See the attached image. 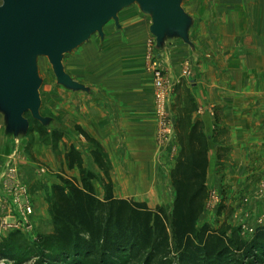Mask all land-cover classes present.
I'll use <instances>...</instances> for the list:
<instances>
[{"label":"rangeland","instance_id":"obj_1","mask_svg":"<svg viewBox=\"0 0 264 264\" xmlns=\"http://www.w3.org/2000/svg\"><path fill=\"white\" fill-rule=\"evenodd\" d=\"M181 5L190 21L187 37L168 31L159 39L151 31L152 13L136 2L122 9L117 21L114 18L107 21L103 34L94 32L89 40L74 50L65 52L64 69L74 80L85 85L88 91L74 90L59 84L49 57H38L42 102L40 112L47 122L44 123L27 112L25 117L29 120V127L20 135L19 141H16L12 134L6 133L3 124L6 118L0 112V159L7 156V165H16L13 161L16 152L17 155L19 153L25 156L38 171L32 192L31 189L27 192L25 183L17 179V183L25 186V192L15 193L7 186L6 197L0 205L14 204L15 212L8 220L19 221L18 204L22 203L23 208L24 204H29L33 210L29 217L32 228L12 230L4 234L0 243L8 237L23 243L28 249H34L35 254L41 251V239L53 231L49 209L53 198L52 187L61 183L65 177L80 179L79 169H69L65 160V153L71 145L81 151L85 167L97 173L98 179L94 181V185L98 196L103 198L101 180L105 178L104 173L92 159L93 147L78 130V126L85 128L98 123L96 113L89 115L90 104H93L96 94L99 98L112 102L120 97L118 95H129V98L133 95L134 99L139 96L153 97L154 121H157L152 153L155 165L150 164V169L142 166L130 171L127 166L141 165L142 162L133 156L127 158L126 163L123 156L122 160H117L114 170L112 165L111 177L113 191L118 196H131L146 201L153 208L158 204L163 205L169 214L175 197L170 171L179 150L177 144H172L171 152L161 144L154 66L164 70L176 83L167 101L170 116L176 113L175 102L179 100L178 95L182 100L181 108L187 105V95L194 102L198 100L201 110L197 117L206 114L209 109L215 110L217 116L218 111L230 102L226 99L227 96L232 98L234 93V98H241L238 94L239 90L243 91L244 85L246 89L247 86L251 87L243 95L242 100L246 101V106L251 102L245 109L258 110L261 115L258 99L253 91H248L255 86L261 89L263 82L240 80L242 82L239 83L234 80L239 72L252 73L251 67L245 66V61L254 60L257 45L264 50V0H182ZM261 57L264 58V54ZM88 92L93 94L88 95ZM253 120L257 121L258 117ZM53 129L63 134L61 140H53ZM173 136L172 140L176 142L177 132ZM5 138L10 140L4 145ZM126 138L127 135L121 136V141ZM112 139L109 141L112 142ZM172 140L168 142L171 143ZM244 142L247 145L231 147L228 159L216 165L220 176L214 185L211 184L212 190L199 224L209 222L215 228L225 229L230 236L239 235L248 241L255 229L264 225V146H258L250 139ZM129 150L135 149L129 147ZM236 150L238 152L235 153ZM41 171H45L44 175ZM120 176H123L121 181ZM33 193L40 195L43 205V211L38 215L31 201ZM7 242L0 245V250ZM39 260L40 257L36 256L23 264H38ZM0 264L14 262L0 257Z\"/></svg>","mask_w":264,"mask_h":264},{"label":"trees","instance_id":"obj_2","mask_svg":"<svg viewBox=\"0 0 264 264\" xmlns=\"http://www.w3.org/2000/svg\"><path fill=\"white\" fill-rule=\"evenodd\" d=\"M186 98L185 108H181V98L175 104L181 148L170 171L175 190L170 214L163 205L153 208L143 200L116 196L105 147L78 126L93 147V161L104 173L103 198L94 185L97 173L85 167L80 150L69 146L65 160L69 169H79L80 179L65 177L52 187L53 231L41 239V251L35 254L34 249L7 237L1 259L14 264L36 256L40 257L38 264H264V225L245 241L209 222L199 224L210 195L209 143L203 121H192L194 99ZM52 137L57 142L63 134L53 129Z\"/></svg>","mask_w":264,"mask_h":264},{"label":"water","instance_id":"obj_3","mask_svg":"<svg viewBox=\"0 0 264 264\" xmlns=\"http://www.w3.org/2000/svg\"><path fill=\"white\" fill-rule=\"evenodd\" d=\"M182 0H2L0 4V112L5 130L17 141L29 127L25 117L46 123L41 115V77L37 60L48 56L59 84L87 90L64 69V53L103 34L106 22L138 2L152 13L151 31L159 39L168 32L187 37L189 17ZM88 91V90H87ZM90 91V90H89Z\"/></svg>","mask_w":264,"mask_h":264},{"label":"crops","instance_id":"obj_4","mask_svg":"<svg viewBox=\"0 0 264 264\" xmlns=\"http://www.w3.org/2000/svg\"><path fill=\"white\" fill-rule=\"evenodd\" d=\"M258 46L259 45H257L256 48L258 49L256 55H253L254 60L245 61V66L247 65L251 67L252 73L242 74L239 72L237 75H235L234 81H238L239 83L242 81L263 82L261 89H257L259 86H255L254 89L248 91V93H252L251 91H253V95L258 99V105L262 109L261 115H259L258 110L255 111L251 109H245L251 104L250 102L249 105L246 106V101L242 100L244 99V92L248 90V88H251L247 86L246 89L245 85L243 86V91L239 90L238 95L241 97L240 99L238 97L234 98V93L232 94V98L227 96L226 99L228 101L230 100V102L225 105L226 107L218 111L219 115L216 116L215 110L213 111L212 109H209V111H206V114L201 115V117H197L198 112H200L201 110L198 100L195 101L196 109L191 112L192 121H203L204 132L208 137V159L210 163L207 174L208 189H210V191L212 190L211 186L218 181V177L220 176L217 174L216 165L218 164V162H224L228 159L227 157L232 151L231 147H240L243 145L245 146L247 144L244 141L248 139L255 142V144L258 146H264V58L261 57L264 54V50H262V48ZM87 94L92 95L93 93L90 94L88 92ZM95 96L96 97L94 98L93 104H90L91 107L89 108V115L96 113L95 116L97 117L98 123L91 124L90 126L88 125L85 128H82L87 131L93 138L95 137L96 139H98L105 147L109 156V161H111L113 165V170L114 166L116 167V165L118 164L117 160L121 159V157L123 156L125 162L127 158L129 159L133 156L135 157L134 159L138 158L139 162H142L141 165L127 166L128 169H131L130 171L136 168H141L142 166L148 167L150 169L151 167L149 165H153L155 163L154 157L152 158V153L154 152L153 144L155 138V127L157 123V121H154L155 108L153 97L150 96L149 98H144L143 96H139L138 99H134L133 95H131L130 98L129 95H118L120 97H118L116 101L112 102V100H104L103 97L99 98L98 94H96ZM177 98L180 99V95L179 97L177 96ZM245 99H247V97H245ZM180 101L182 102V100ZM175 106L177 112V105ZM178 114L179 113H174L173 115L174 126ZM255 117H258L257 121L253 120ZM126 135V140L121 141V136ZM111 138H113L112 142L109 141V139ZM9 140L5 138L3 140L4 145L6 144V142L8 144ZM230 143L231 145H229ZM172 144H177L176 147H178V150H180L181 146L179 142L177 140L176 142L175 140H172L171 143H168L166 145V148L169 152H171ZM129 147H133L135 150H129ZM236 152H238V150H236L235 153ZM15 154L16 156H14L13 161L18 168L16 177L18 180H21L25 183L24 185L27 188V192L28 189H31L32 192L34 182L35 180H37L35 178H37L38 171L33 164L28 162L25 156H22L19 153L17 155L16 152ZM4 157L5 158H2V160L0 159V202L5 199L7 192L6 189L10 184V180L6 175L5 169L6 167H8L7 162L5 161L7 159V156ZM41 172L44 175L45 171ZM122 177L123 176H120V181ZM111 179L113 182V177H111ZM115 195L118 196L116 193ZM31 196L34 210H36V214L38 215L43 211V205L41 204L40 195L33 193ZM127 197L133 198L131 196ZM28 201H30V199H28Z\"/></svg>","mask_w":264,"mask_h":264},{"label":"built area","instance_id":"obj_5","mask_svg":"<svg viewBox=\"0 0 264 264\" xmlns=\"http://www.w3.org/2000/svg\"><path fill=\"white\" fill-rule=\"evenodd\" d=\"M154 83L156 88L155 99L157 100L156 108L157 113L160 114V124L159 131L161 137V144L166 147V145L174 138V134L176 129H174V120L173 116H170L171 113L168 110V97L172 94L176 83L171 79L170 75H167L164 70L161 68L154 66ZM169 141V142H168ZM17 166L11 165L7 167L6 175L11 180V184H9V188L14 190L15 193L25 192V186L21 185V183H17ZM18 204V210H20V214H18L19 221H9L8 217L12 216L15 212V205H11L8 203H2L0 205V239L11 232L12 230H20L22 228L30 229L32 225L30 224V214H32L33 210L29 204ZM17 219L16 217H14Z\"/></svg>","mask_w":264,"mask_h":264}]
</instances>
